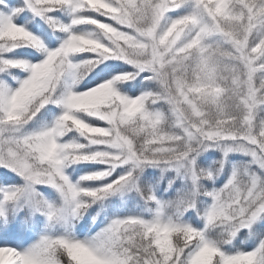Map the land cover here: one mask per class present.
<instances>
[{"label":"snow or ice","instance_id":"6c2138e0","mask_svg":"<svg viewBox=\"0 0 264 264\" xmlns=\"http://www.w3.org/2000/svg\"><path fill=\"white\" fill-rule=\"evenodd\" d=\"M0 264H264V0H0Z\"/></svg>","mask_w":264,"mask_h":264},{"label":"trees","instance_id":"16d2710c","mask_svg":"<svg viewBox=\"0 0 264 264\" xmlns=\"http://www.w3.org/2000/svg\"><path fill=\"white\" fill-rule=\"evenodd\" d=\"M205 155H207V154H205ZM207 163L210 165L212 163V160L211 159L208 160ZM148 171L156 173V180L158 182V186H160V187H165L168 179H173V182H175V179H174L175 174L174 173L170 174L168 172H160L159 170H152V169H149Z\"/></svg>","mask_w":264,"mask_h":264}]
</instances>
